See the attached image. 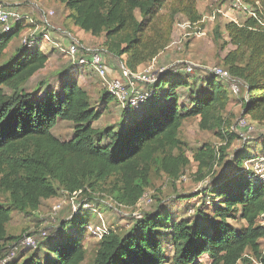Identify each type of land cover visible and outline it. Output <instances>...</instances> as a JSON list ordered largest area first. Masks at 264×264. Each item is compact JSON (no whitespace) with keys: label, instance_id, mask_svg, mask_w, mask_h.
<instances>
[{"label":"trees","instance_id":"obj_1","mask_svg":"<svg viewBox=\"0 0 264 264\" xmlns=\"http://www.w3.org/2000/svg\"><path fill=\"white\" fill-rule=\"evenodd\" d=\"M67 10L66 20L94 38H102L104 51L121 60L131 72L155 59L170 43L174 18L184 16L190 25L201 18L195 0H57ZM253 4L257 0H241ZM21 23L10 32L0 30V59ZM216 41L223 32L233 50L222 60L230 79L240 85L243 117L264 127V27L252 18L242 24L229 22L214 27ZM47 30L34 34V44H22L0 62V261L5 264H264V180L244 167L249 157L245 149L229 160L227 150L237 139L234 124L226 117L230 93L213 73L198 84L187 76L167 70L157 75L144 91L151 96L130 112L121 110L116 124L95 128L113 96L103 89L99 108L78 84L84 67L71 62L56 74L55 83L38 81L28 90L30 80L42 71L48 55L40 44ZM30 39V38H29ZM53 53V52H52ZM70 73H76L71 78ZM95 73V72H94ZM189 75V74H185ZM97 76V75H96ZM230 84V81H226ZM56 85V86H54ZM178 89H185L187 102ZM197 118L198 128L214 134L223 144L218 150L202 146L194 155L196 176L204 181L213 175L216 164L222 170L210 185L197 194L180 196L203 199L193 219L175 221L161 204L141 214L125 231L107 229L97 240L91 262L81 241L88 210L83 203L104 191L121 206L133 207L149 187L150 174H163L178 181L190 160L180 139L186 119ZM58 121L71 125L67 140L57 138L52 129ZM211 173V174H210ZM67 197L85 198L76 214L59 222L57 235L48 236L35 249L9 257L21 236L11 237L6 227L11 213L31 216L43 201L58 192ZM230 221L240 222L239 228ZM32 237V236H26ZM172 253L168 256V248ZM248 253L251 254L250 258Z\"/></svg>","mask_w":264,"mask_h":264},{"label":"rangeland","instance_id":"obj_2","mask_svg":"<svg viewBox=\"0 0 264 264\" xmlns=\"http://www.w3.org/2000/svg\"><path fill=\"white\" fill-rule=\"evenodd\" d=\"M195 2L197 12L201 18L199 24L192 26L184 16L175 17L169 45L155 59L141 66L138 71L152 69L155 73L158 71L176 70L179 74L187 76L190 84L193 82L192 79H195L199 84L205 76L212 73L211 71L214 68L225 69L222 60L228 52L233 50V47L227 45L224 50L221 49L223 43L228 42V39L223 32L221 41H216L213 31L214 27L216 25L222 27L231 21L242 24L245 21V17L237 12L230 14L228 17L218 14V11H222L224 14L227 12L229 6L227 0H195ZM9 7L17 9L21 15L31 18L38 25H40L39 19L43 12H52L53 14L49 18V28L40 26V30H47L48 32L47 38L43 39L40 44L41 49L48 55V62L46 67L30 80L27 89H32L42 79H49L53 83L56 82L57 72L71 64V59L65 52L71 43L69 38H75L81 49L91 48L101 51L103 60L108 67V76L105 80H101L96 76L91 65L80 67L82 69L79 70L77 77L78 84L88 93L94 106L99 108V97L103 92L102 84L118 77L120 65L122 64L121 60L112 57L104 51L102 46L103 39L101 37H91L89 34L74 27L69 20L65 19L68 12L57 0H13V4ZM211 16H214L213 22L208 19ZM27 21L26 23H28ZM32 32L33 29L31 30L27 25L22 26L19 34L12 37L0 62L7 59L21 45L23 39L29 37ZM78 54L84 55L83 50L79 51ZM186 67H191L192 69L189 75H185ZM70 76L71 78H76V73H70ZM223 83L227 85L230 93L226 117L231 119L234 124L233 132L237 135V139L232 142L227 150L225 162L239 149L248 150L246 154L249 157L262 156L259 141L264 136V127L257 122L251 121L248 117H243L242 99L245 96L240 91V85L238 84V95L235 96L231 93L230 84L226 81H223ZM177 91L182 95L181 100L187 102L186 90L178 89ZM121 110L120 104L111 99L108 108L103 111L100 119L93 124V127L101 129L113 126L115 128L114 124L118 121ZM52 133L61 140H67L71 136V125L58 121L52 129ZM180 139L185 144V154L190 160L181 178L172 183L163 174L152 172L150 174L149 187L143 197L133 207L118 205L106 193L108 187L105 186L104 191L106 192L93 194L94 201L90 203L81 202L85 198H69L59 191L54 198L43 201L38 212L34 215L27 217L12 212L6 232L8 236H21L23 239L18 243H14V247L11 250L6 248V251H8L6 253H10L8 256L11 258L21 252L27 253L30 250L21 246V242L26 236H32L31 238L38 245L48 236L51 238L53 235H57L56 230L59 222L69 219L72 214H76L80 202L83 203L84 208L89 213L81 241L86 250L87 263L91 262L97 248L98 239L92 237L89 231L94 230L96 227H104L105 230L125 231L141 214L151 212L159 204L171 213L173 220L190 222L193 219L195 209L201 204L203 199L201 197L196 199L188 198L187 201H180L178 197L200 193V191L210 185V179L222 170V166L225 163L216 164L213 169V175H210L204 181H200L196 176L197 164L193 161V155L202 146H210L218 150L223 144L214 134L201 131L198 128L197 118L186 119L182 122ZM244 167L251 170V172H255L264 180V163L262 159L252 163L245 162ZM230 224L236 228L242 226L240 222L230 221ZM260 225L264 226V218L260 221ZM165 244L168 248L167 254L169 256L172 251L167 243H164V246ZM247 255L250 258L251 254L248 253ZM200 260L204 264L209 263L207 256H202ZM251 260L252 264H256L255 260Z\"/></svg>","mask_w":264,"mask_h":264},{"label":"built area","instance_id":"obj_3","mask_svg":"<svg viewBox=\"0 0 264 264\" xmlns=\"http://www.w3.org/2000/svg\"><path fill=\"white\" fill-rule=\"evenodd\" d=\"M7 2H13V0H0V30L8 33L17 23H21L23 26L27 25L31 30L33 29V32L29 37L23 39L22 44L31 46L34 44L32 40L33 35L41 31L40 26L43 28H49V18L53 15L52 12H43L39 19L40 25H38L35 24L31 18L21 15L17 9L7 6ZM227 2L229 4L227 12L224 14V12L218 11V14L228 17L230 14L237 12L238 14H242L245 18L256 20L257 23L264 27V0H257L252 5L244 3L241 0H227ZM208 19L213 22L214 16H211ZM26 21L28 23H26ZM24 23L26 24L24 25ZM44 37L46 39L47 35ZM69 40L71 43L65 53L71 59V62H78L82 66L91 65L97 77L101 80H105L108 76V67L103 60L101 51L91 48L81 49L75 38H69ZM82 50L84 55H79V51ZM191 71V67L185 68L186 74H190ZM161 72L163 71L154 73L152 69L131 72L121 64L118 77L103 83L102 87L113 96L118 104H120L122 110L130 112L131 109H138L139 106L145 103L151 96V93L144 91V88L155 82L157 75ZM211 72L222 80L230 81L231 93L235 96L238 95V82L230 79L226 70L222 68H214ZM89 231L92 237L96 239H100L106 232L104 227H96L94 230ZM21 246H23L24 249H35L37 243L31 237H26L21 242ZM5 262L6 260H1L0 264H5Z\"/></svg>","mask_w":264,"mask_h":264},{"label":"crops","instance_id":"obj_4","mask_svg":"<svg viewBox=\"0 0 264 264\" xmlns=\"http://www.w3.org/2000/svg\"><path fill=\"white\" fill-rule=\"evenodd\" d=\"M11 4H13V2H11V3L7 2L6 3L7 6H11Z\"/></svg>","mask_w":264,"mask_h":264}]
</instances>
